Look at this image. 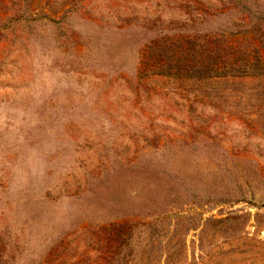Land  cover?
I'll use <instances>...</instances> for the list:
<instances>
[{"label": "rangeland", "instance_id": "374dc122", "mask_svg": "<svg viewBox=\"0 0 264 264\" xmlns=\"http://www.w3.org/2000/svg\"><path fill=\"white\" fill-rule=\"evenodd\" d=\"M216 34L264 0H0V264H264V76L153 73Z\"/></svg>", "mask_w": 264, "mask_h": 264}, {"label": "trees", "instance_id": "16d2710c", "mask_svg": "<svg viewBox=\"0 0 264 264\" xmlns=\"http://www.w3.org/2000/svg\"><path fill=\"white\" fill-rule=\"evenodd\" d=\"M160 42H156L154 48L160 45L163 50L166 49L164 42ZM148 49L151 50V47ZM169 52L171 54L157 58L159 64L153 73L198 79L264 76V53L261 50H257L253 56L246 55V52L240 51L236 40L226 39L221 34L197 39L184 38ZM114 226L121 227L117 224Z\"/></svg>", "mask_w": 264, "mask_h": 264}]
</instances>
